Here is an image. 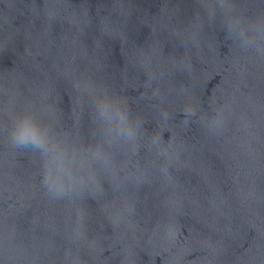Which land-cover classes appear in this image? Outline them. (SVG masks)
Instances as JSON below:
<instances>
[{
    "label": "water",
    "instance_id": "obj_1",
    "mask_svg": "<svg viewBox=\"0 0 264 264\" xmlns=\"http://www.w3.org/2000/svg\"><path fill=\"white\" fill-rule=\"evenodd\" d=\"M196 2L0 0V99L44 95L71 114L73 76L131 97L157 89L172 97L166 115L144 104V132L173 149L167 179L140 176L122 191L104 183L69 204L38 187L29 155L0 145V242L7 235L19 264H264V65L238 56L218 26L189 43ZM152 45L167 75L148 88L132 52ZM225 98L251 124L253 152L241 147L237 123L212 135L190 117L193 100L206 112ZM13 139L46 144L28 119ZM151 148L128 168L142 171ZM52 159L63 171L62 158ZM121 198L134 208L133 229L109 211Z\"/></svg>",
    "mask_w": 264,
    "mask_h": 264
},
{
    "label": "clouds",
    "instance_id": "obj_2",
    "mask_svg": "<svg viewBox=\"0 0 264 264\" xmlns=\"http://www.w3.org/2000/svg\"><path fill=\"white\" fill-rule=\"evenodd\" d=\"M194 9L184 29L189 43L195 44L205 27L218 26L238 56L264 65V0H197ZM132 62L147 77L148 88L167 75L155 45L134 50ZM72 87L77 100L71 114L44 95L5 92L0 99V145L5 155L17 152L31 157L34 178L46 196L75 204L104 183L122 191L140 176L159 173L168 178L173 149L144 132V104L148 101L154 114L166 115L163 109L172 99L169 91L157 89L150 95L131 97L86 76H73ZM188 112L212 135H223L237 123L245 136L241 147L254 151L248 139L251 124L237 114L232 100L215 101L206 112L193 100ZM25 119L37 125L45 145L14 141L13 131ZM149 144L152 158L145 160L142 171L130 170L128 164ZM54 155L62 158L63 171L57 170ZM164 160L168 163L163 164ZM109 211L118 225L135 228L134 208L126 199L114 201ZM81 239L83 232L78 226L74 241ZM22 259L5 235L0 242V264H19Z\"/></svg>",
    "mask_w": 264,
    "mask_h": 264
}]
</instances>
